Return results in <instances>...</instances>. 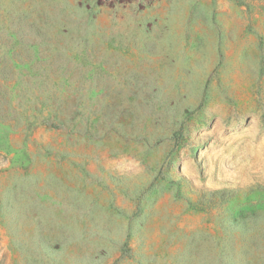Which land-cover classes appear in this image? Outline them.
Returning a JSON list of instances; mask_svg holds the SVG:
<instances>
[{
    "label": "rangeland",
    "instance_id": "374dc122",
    "mask_svg": "<svg viewBox=\"0 0 264 264\" xmlns=\"http://www.w3.org/2000/svg\"><path fill=\"white\" fill-rule=\"evenodd\" d=\"M0 264H264V0H0Z\"/></svg>",
    "mask_w": 264,
    "mask_h": 264
}]
</instances>
